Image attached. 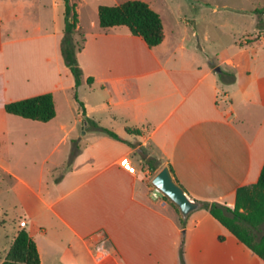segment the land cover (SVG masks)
I'll list each match as a JSON object with an SVG mask.
<instances>
[{"label": "crops", "instance_id": "0c3cea01", "mask_svg": "<svg viewBox=\"0 0 264 264\" xmlns=\"http://www.w3.org/2000/svg\"><path fill=\"white\" fill-rule=\"evenodd\" d=\"M19 11L12 12L18 20ZM57 20L55 13L52 27L43 30L39 23L31 33L11 31L3 22L0 36V178L11 174L17 198L0 208L25 217L42 264H181L183 239L186 264H264L209 209L193 212L183 226L175 204L152 196L153 170L144 171L141 164L146 152L171 164L193 198L233 207L237 190L256 183L264 166V77L253 75L233 54L214 66V55L189 22L179 20L170 28L164 23L163 41L149 47L126 26L99 24L84 31L79 21L85 40L77 56L84 81L77 89L87 85L90 91L83 97L87 115L127 141L88 128L85 135L74 134L81 121L87 127L80 109L59 139L58 110L43 122L5 109L8 102L46 92L56 103L61 92L75 89L61 47L65 28ZM237 44L239 51L249 50L248 43ZM23 46L42 48L45 72L28 56L18 60ZM61 140L69 141L61 165H42L34 176L15 169L17 145L29 150L48 144L52 150L43 159L48 164ZM125 161L135 173L123 167ZM102 241L103 260L97 251Z\"/></svg>", "mask_w": 264, "mask_h": 264}, {"label": "rangeland", "instance_id": "374dc122", "mask_svg": "<svg viewBox=\"0 0 264 264\" xmlns=\"http://www.w3.org/2000/svg\"><path fill=\"white\" fill-rule=\"evenodd\" d=\"M79 13L80 25L85 30L94 29L99 26L98 7L101 4H119L126 0H75ZM157 10L166 25L170 28L176 25V21L182 23L189 22V27L195 29L201 36V42L205 49L215 58L214 66L221 60L234 55L235 60H239L250 68L253 75L264 77V31L260 32L257 27L258 15L254 13L256 9L264 8V0H143ZM7 4L8 6H6ZM56 4V5H55ZM58 6V8H56ZM19 8L21 19L13 15V9ZM17 13V14H18ZM58 16L57 25L65 28V7L64 0H0V17H4V24L11 31L27 30L33 32L40 23L43 30L53 26V16ZM15 14V13H14ZM261 20L264 21V14ZM18 20V21H17ZM7 21V22H6ZM3 22L0 21V36L3 32ZM26 29H23L24 27ZM182 26V25H178ZM126 28L125 26H122ZM98 28V27H97ZM84 31L78 30L74 35L79 44L83 43ZM10 32V31H9ZM262 35V36H261ZM246 44L249 50L239 51L237 42ZM18 52V60H24L28 56L37 67L45 72L42 63L44 52L40 46H23ZM19 51V50H18ZM44 51V50H43ZM76 89H67L60 93L56 100L58 119L55 123L54 135L59 134L62 139L65 133L72 128L80 109V101L75 97ZM87 85L77 89L78 97L83 101V97L88 95ZM87 127L81 121L78 128L74 129V134L85 135ZM52 147L48 144L34 146L27 150L22 145L14 148L13 165L15 169L26 176H34L41 171V166H58L63 163L69 153V141L60 142L58 148L51 153L50 162L43 164V159L51 152ZM142 169L146 171L148 165L141 161ZM169 164L163 161L156 162V170L151 172L152 177L164 165ZM62 170V168H61ZM11 174L0 178L3 181V192L0 191V203L10 206L16 203L15 192L12 193L11 185L14 184ZM151 177V178H152ZM151 180V179H150ZM2 192V193H1ZM159 199L168 200L160 195ZM174 204L173 202H171ZM178 208V207H177ZM203 210H208L205 207ZM25 219L23 215L14 209L0 208V261L10 249L18 231L22 228L20 221ZM182 223V220H181ZM187 222L183 226H187ZM264 230V225L262 226Z\"/></svg>", "mask_w": 264, "mask_h": 264}, {"label": "trees", "instance_id": "16d2710c", "mask_svg": "<svg viewBox=\"0 0 264 264\" xmlns=\"http://www.w3.org/2000/svg\"><path fill=\"white\" fill-rule=\"evenodd\" d=\"M65 7V29L62 40V53L66 65L70 68L75 79V97L80 101V110L87 124L88 129H95L121 141H127L116 131L99 124L96 120L87 115L83 101L78 97L77 88L84 81L83 69L78 60V52L82 49L83 43L79 44L75 39L78 31L79 13L75 0H64ZM258 15L256 24L260 32L264 31V21L261 17L264 8L254 11ZM99 24L103 29L115 26H126L130 32L140 36L149 47L159 45L164 37V22L161 14L151 5L143 0H126L119 4H101L98 7ZM85 38L83 39V41ZM93 77H88V83L93 82ZM5 109L8 113L19 115L25 118L50 121L57 114L56 103L52 92H46L35 96L15 100L6 103ZM130 133H140V130L127 128ZM76 143V140H74ZM135 146L133 143H131ZM75 146L71 153V160L77 153ZM145 163L155 171L156 159L143 153ZM210 213L231 230L240 241H242L255 254L264 259V166L256 183L241 186L236 193V201L233 207L219 202H207ZM182 220V223L186 221ZM223 238V236H220ZM184 239L180 248V263L186 264ZM0 264H42L36 241L30 235L26 227H22L8 250L6 257Z\"/></svg>", "mask_w": 264, "mask_h": 264}, {"label": "water", "instance_id": "95a60500", "mask_svg": "<svg viewBox=\"0 0 264 264\" xmlns=\"http://www.w3.org/2000/svg\"><path fill=\"white\" fill-rule=\"evenodd\" d=\"M150 183L178 207L182 219L185 221L193 212L208 205L207 202L195 199L188 193L177 179L171 164H166L158 170L151 178Z\"/></svg>", "mask_w": 264, "mask_h": 264}, {"label": "built area", "instance_id": "2783aa9c", "mask_svg": "<svg viewBox=\"0 0 264 264\" xmlns=\"http://www.w3.org/2000/svg\"><path fill=\"white\" fill-rule=\"evenodd\" d=\"M123 167L128 170L131 173H135L136 172V167L130 162V161H125L123 163ZM151 194L154 198H159L161 195V192L152 185V189H151ZM20 226L21 227H26L27 226V220L26 219H22L20 221ZM97 251H98V258L103 260L104 257L107 254V249L105 247V243L104 241H102L101 243L98 244L97 246Z\"/></svg>", "mask_w": 264, "mask_h": 264}]
</instances>
